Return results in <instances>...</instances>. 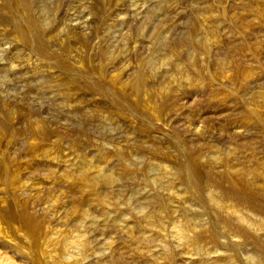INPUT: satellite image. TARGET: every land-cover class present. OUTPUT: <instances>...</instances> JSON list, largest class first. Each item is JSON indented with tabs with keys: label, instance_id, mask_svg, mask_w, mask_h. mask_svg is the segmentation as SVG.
<instances>
[{
	"label": "rangeland",
	"instance_id": "obj_1",
	"mask_svg": "<svg viewBox=\"0 0 264 264\" xmlns=\"http://www.w3.org/2000/svg\"><path fill=\"white\" fill-rule=\"evenodd\" d=\"M24 7L44 34L28 26ZM0 29V226L20 208L44 219V234L79 233L60 223L48 194L62 195L67 209L69 187L79 183L72 157L94 159L103 149L108 158L99 167L132 173L101 188L121 189L120 220L97 219L85 258L66 253L59 264H264V0H0ZM250 114L259 120L246 124ZM114 146L124 165L110 156ZM190 154L205 157L199 181L189 172ZM160 157L172 186L151 184L148 166ZM237 163L256 171L249 185L243 176H222L223 165ZM169 194L177 195L164 217L170 236L134 224L141 211H156L157 200L149 206L148 199ZM206 197L218 202L216 214ZM183 206L192 210L190 221L181 217ZM125 226L134 228L132 238ZM21 229L12 234L14 247H0L1 261L31 264ZM29 239L34 250L27 251L51 253L44 236Z\"/></svg>",
	"mask_w": 264,
	"mask_h": 264
},
{
	"label": "bare ground",
	"instance_id": "obj_2",
	"mask_svg": "<svg viewBox=\"0 0 264 264\" xmlns=\"http://www.w3.org/2000/svg\"><path fill=\"white\" fill-rule=\"evenodd\" d=\"M24 1V4L31 1V0H23ZM246 2V1H245ZM33 3V1H32ZM40 3V2H39ZM49 3V2H48ZM28 5V4H26ZM255 5V4H254ZM25 6V5H24ZM51 7V6H50ZM254 9V8H253ZM23 12L25 13L24 15H26L27 17V24L29 27H31L32 29H34V31L41 35V34H44L46 31L44 29V25H42L39 21L35 20L32 18L29 10L27 7H24L23 9ZM236 13V12H235ZM242 13V12H241ZM255 13V12H254ZM259 14V13H258ZM257 14V15H258ZM32 15H33V12H32ZM36 17V16H35ZM40 17V16H39ZM229 17V15H228ZM257 17V16H256ZM230 18V17H229ZM41 19V18H40ZM49 19V18H48ZM42 21V20H41ZM209 21V20H208ZM232 21V20H231ZM218 23V22H217ZM223 24V23H222ZM3 25V24H2ZM207 25V24H206ZM2 29V28H1ZM0 29V31H1ZM4 31V29L2 30ZM2 31H1V34H2ZM44 32V33H43ZM48 33V32H47ZM46 33V34H47ZM52 33V32H51ZM159 33H160V30H159ZM163 33V32H162ZM58 34V33H57ZM165 34V33H164ZM162 35V34H161ZM38 36V35H37ZM5 37V36H4ZM40 37V36H39ZM135 37V36H134ZM160 37V35H159ZM165 37V36H164ZM18 38V37H17ZM44 38V37H43ZM56 38V37H55ZM206 38V37H205ZM52 40H56V39H53V37L51 38ZM157 39V37H156ZM164 39V38H163ZM208 39V36L207 38ZM43 40V39H42ZM46 40V39H45ZM160 40V39H159ZM186 40V39H185ZM1 41V40H0ZM37 41V39H36ZM49 41V40H48ZM133 42V41H132ZM163 42V41H162ZM161 42V43H162ZM207 42V41H206ZM42 43V42H41ZM47 41L44 42V46H47ZM196 44V43H195ZM41 45V44H40ZM161 45V44H160ZM215 45V44H214ZM43 46V44H42ZM41 46V47H42ZM43 46V47H44ZM40 47V48H41ZM46 48V47H45ZM155 48V47H154ZM158 48V47H157ZM45 50V49H44ZM22 51V50H21ZM69 51V50H68ZM157 51V49L155 50ZM159 51V50H158ZM20 52V51H19ZM108 52V51H107ZM107 52H104V55L105 56H109ZM106 57V58H107ZM110 57V56H109ZM202 58V57H201ZM19 61V60H18ZM146 61V60H145ZM151 60H148L145 62V65L146 66H149L150 65V62ZM188 61V60H187ZM21 62V61H20ZM78 62V61H77ZM161 62V61H160ZM15 63V62H14ZM164 63V62H163ZM11 64V63H10ZM13 64V63H12ZM11 64V65H12ZM182 65V64H181ZM145 66V67H146ZM151 66V65H150ZM164 66V65H163ZM8 67V66H7ZM12 67V66H10ZM17 67V66H16ZM156 67V66H155ZM165 67V66H164ZM148 68V67H147ZM173 70V75L175 74L176 71L179 72V67L178 65H174V68H172ZM68 71V70H67ZM141 71V70H140ZM146 71V70H145ZM152 71V70H151ZM154 71V70H153ZM49 72V71H47ZM165 72V71H163ZM7 73V72H6ZM143 72H139L138 74V77H137V85L135 84L136 86V89L139 91V89L141 88V80L143 78V75H142ZM147 73V72H146ZM101 74V73H100ZM186 74V73H185ZM2 75V74H1ZM68 75V74H67ZM163 75V74H162ZM166 75V73H165ZM72 76V75H70ZM74 76V75H73ZM1 77V76H0ZM75 77V76H74ZM169 77H171V79L173 78L172 75H170ZM2 79V77H1ZM68 79V78H67ZM70 79V78H69ZM72 79V78H71ZM170 79V78H168ZM170 79V80H171ZM60 80V79H59ZM63 81V80H62ZM70 81V80H68ZM72 81V80H71ZM173 82H174V79H173ZM53 84V83H52ZM72 89V88H71ZM67 90V88L65 89V91ZM75 92V91H74ZM160 94V93H159ZM262 98V97H261ZM63 99V98H62ZM142 99V98H141ZM143 103V102H141ZM64 105V104H63ZM65 106V105H64ZM142 106V105H141ZM79 107V106H78ZM143 107H144V104H143ZM140 108V107H139ZM75 110V109H74ZM141 110V109H140ZM72 111V110H71ZM95 111V110H94ZM145 111V110H144ZM64 112V111H63ZM147 112V111H146ZM67 113V112H66ZM65 113V114H66ZM131 113V112H130ZM149 113V112H148ZM154 113V112H153ZM64 114V115H65ZM72 114V113H71ZM151 114V113H150ZM87 115V114H86ZM93 115V114H91ZM100 115V114H99ZM104 115V114H102ZM153 115V114H152ZM155 115V114H154ZM90 116H88V119H89ZM151 117V116H150ZM153 117V116H152ZM155 117V116H154ZM259 117L257 114H250V117L246 118L245 119V123L247 124L250 120H254V121H258L259 120ZM99 117H97L98 119ZM120 118V117H119ZM94 119H96L94 117ZM100 119V118H99ZM118 119V118H117ZM122 119V117H121ZM142 119V118H140ZM261 120V118H260ZM87 121H90L87 120ZM94 121V120H93ZM101 121V119H100ZM103 121V120H102ZM161 121V120H160ZM125 122V121H124ZM73 123V122H72ZM89 124H92L90 122H88ZM94 124H96L95 122H93ZM101 123V122H100ZM100 123H98L99 125H101ZM124 124V123H123ZM126 124V123H125ZM131 124H132V121H131ZM86 125V124H85ZM98 125V127L100 128V126ZM119 125V124H118ZM121 125V124H120ZM150 125V124H149ZM97 126V125H96ZM102 126V125H101ZM129 126V125H128ZM127 126V127H128ZM132 126V125H131ZM93 127V126H92ZM137 127V126H136ZM90 128V127H89ZM97 128V127H96ZM138 128V127H137ZM102 129V128H101ZM130 129V128H129ZM173 129V128H172ZM100 130V129H99ZM124 130V129H123ZM93 131V130H92ZM97 131V130H96ZM111 131V130H110ZM109 131V132H110ZM129 131V130H128ZM107 132V131H106ZM114 133V132H113ZM132 133V132H131ZM148 133V132H147ZM166 133V132H165ZM130 135V134H129ZM107 136V135H106ZM128 136V135H127ZM167 139V138H166ZM170 139V138H169ZM176 141V140H175ZM170 142V141H169ZM178 142V141H177ZM173 143V142H172ZM190 143V142H189ZM169 144V143H168ZM105 145V144H104ZM210 145V143H209ZM94 147V146H93ZM101 147V146H100ZM201 147V146H200ZM211 148V146L209 147ZM215 149V148H214ZM103 150V149H102ZM101 149H97V151H95V155L93 156V158H87V157H84V156H74L72 157V160H71V164L73 163V165L75 166V168L77 169V171H79L78 173V180H79V183H78V180H77V185L75 186H70L69 187V194H68V197L69 198H73L72 199V204H70L69 206H67L68 208L65 209L64 205L65 203H67L66 201H64V198H62L63 196L60 195V194H56V196H54V194H48V199L49 201L51 202V210L52 212L54 213H57L58 215V220L62 221L60 223H63L66 228L67 227H71V228H75L77 229V231L79 233L77 234H73V232H70L67 228V231L68 232H65V233H60V229H59V233H55L53 235H49V233H43L44 230L43 228L44 225H45V221L44 219L42 218H30V217H27V214L26 212H22V211H14L12 212L9 216H8V221L7 224L5 225L6 227H2L0 226V247H12L15 243V239L12 238V234L13 232H15L16 230V234L17 232H20L22 231L21 227L24 226L25 228V232H23V236H22V239L23 241L19 243H23L24 242V239H25V244H27V246L29 247V242L31 241L29 238L31 237H34L37 238L35 239L36 241H38V237L40 236H44V238L46 239L45 241H48L49 244L52 246H50L52 248L51 250V253L50 254H47V253H43V251H34V253H32L31 251L34 250L31 246L29 248H32V250H28L26 248L28 247H25L23 248L24 246H21L23 248L22 251L25 250V254H27L29 252V259L28 261L31 263V264H59V258L60 256H62L63 254H69L70 256L71 255H76V256H80L82 258V256L89 250H91V245H90V240H91V237L88 236L87 233H91L93 230L95 231V229L97 228L96 224L98 223L97 221L99 220V218L102 220V222H108V219L111 217V215L115 214V218L118 217L119 220H120V217H121V214H120V206L118 205L117 203V199L116 198V195H119L120 194V191L121 189L119 188V186L117 187H108L106 188L104 191H101L103 189V187L107 184V181H113V183L118 182L119 180H124V179H128L130 178L131 176V171L127 170V168H125V170L123 171V168H122V165L120 166V168L122 169L123 172H118V170L114 171L110 168V166H107L105 164V167L102 168V167H99L98 162H102V161H105L106 160V157L107 155L102 151ZM163 151V150H162ZM156 152V151H155ZM196 152V151H195ZM194 152V153H195ZM200 152V151H198ZM231 152V150L229 151ZM182 153V152H181ZM193 153V152H192ZM191 153V154H192ZM110 156L111 154L115 156L116 158V161L119 163V164H122L123 161H125V157L123 154H122V151L119 147L117 146H114L112 148V151L109 153ZM191 154L188 156L190 157ZM197 154V153H196ZM227 154V153H226ZM232 154V153H231ZM154 155V154H153ZM194 157H190L189 158V168H190V173H191V177L192 179H194L195 181H199L200 180V176H201V172L202 170H204V162H205V157H203V155H195L193 154ZM230 156V155H229ZM228 156V157H229ZM91 157V156H90ZM71 158V157H70ZM108 158V157H107ZM231 158V157H230ZM255 158V157H254ZM217 159V158H216ZM227 159V158H226ZM233 160V157L231 158ZM173 160V159H172ZM225 160V159H224ZM3 161V160H2ZM107 161V160H106ZM228 161V160H226ZM8 162V161H7ZM6 162V163H7ZM230 162V161H229ZM261 162V161H260ZM5 163V162H3ZM69 163V162H68ZM98 163V164H97ZM106 163V162H105ZM166 163V158L165 157H160V161H158V163H156V165L154 164H150L148 166V170L149 171H152L153 172V177L152 179H150L151 181V184H155L156 182H162V183H165L164 185L168 184V179L170 178V170H168L167 166L165 165ZM9 164V163H8ZM113 164V163H112ZM220 164V163H218ZM226 164V163H225ZM264 164V163H263ZM124 165V163H123ZM233 165V164H231ZM7 167V164L5 165ZM244 166V165H243ZM241 164H235L231 167H226L225 165L222 166L220 172L222 174V176L224 178H227L229 179L230 177L232 176H243L245 178V182L247 185L250 184V180L248 179V176H253L254 173L256 172H248V170H246L244 167H243ZM247 167V166H246ZM102 168V169H101ZM207 169V168H206ZM263 169V167H262ZM8 170V168H7ZM264 170V169H263ZM205 171V170H204ZM211 171V170H209ZM213 171V170H212ZM208 172V170H207ZM7 174V173H6ZM5 174V175H6ZM173 174V173H172ZM10 175V174H9ZM155 175V176H154ZM203 175V174H202ZM205 175V174H204ZM257 175V174H256ZM132 177V176H131ZM151 178V177H150ZM174 178V177H172ZM255 178V177H254ZM131 179V178H130ZM205 179V178H204ZM4 186L6 187H10L8 186L9 185V179L8 177H4ZM129 180V179H128ZM230 180V179H229ZM65 181H66V177H65ZM131 182V181H130ZM119 183V182H118ZM121 183V181H120ZM171 183V182H169ZM21 184V183H20ZM152 184V185H153ZM157 184V183H156ZM155 184V185H156ZM22 185V184H21ZM25 185V184H24ZM138 185V184H137ZM158 185V184H157ZM168 185H171V184H168ZM172 186V185H171ZM200 186V185H199ZM102 188V189H101ZM159 188V186H158ZM129 189V188H128ZM35 190V188H34ZM61 190V189H59ZM159 191V190H158ZM171 192V191H170ZM57 193V192H56ZM123 193V192H122ZM178 193V192H177ZM159 194V193H158ZM164 194V192H163ZM16 195V194H15ZM181 196V194H180ZM156 197V196H155ZM177 197V195H174V194H169L168 196H166L165 198L163 199H155L153 197V199H148L146 203H150V202H156L158 204L157 206V209L156 211L154 212V208L151 209L153 210L154 213L150 212H142L137 214L135 216V218L133 220H135V223L134 224H138L141 229L143 231L147 230L149 232H153L155 233V236L157 237H166V235L169 234L170 236V233L173 231L171 228L172 231H170L168 229V225H167V220L165 221L164 220V217L166 215V213L168 212V208H169V205H171L170 203L172 202V200L174 201L175 198ZM117 198L119 199V197L117 196ZM123 198V197H122ZM127 198V197H126ZM151 198V197H149ZM179 198V197H178ZM177 198V199H178ZM125 199V197H124ZM128 200L131 199V198H127ZM126 199V200H127ZM125 200V202H126ZM203 203H204V206L207 208V210L212 214L213 212H217L218 210V202L217 201H214L212 198H204V200H202ZM128 203H130V201H127ZM126 202V203H127ZM179 202V201H178ZM46 203V202H45ZM49 203V202H48ZM125 203V204H126ZM127 203V204H128ZM146 203H143L146 205ZM69 204V202H68ZM88 205L92 210L88 211V209L85 208L84 205ZM122 203H120L121 205ZM126 204V205H127ZM131 204V203H130ZM154 203H152L153 205ZM155 204V205H157ZM123 205V204H122ZM129 205V204H128ZM127 205V206H128ZM132 205V204H131ZM130 205V206H131ZM151 205V206H152ZM5 206V204H4ZM125 206V207H127ZM150 206V204H149ZM49 207V206H48ZM139 207H142L139 205ZM6 208V207H5ZM50 208V207H49ZM156 208V207H155ZM130 209V208H128ZM144 210V206L142 208ZM181 210V217L183 216L184 217V220H189V217L192 210L188 207V206H183V208L180 207ZM179 209V210H180ZM205 209V208H204ZM24 210V209H23ZM48 210V209H47ZM146 210L148 211L147 207H146ZM4 211V210H3ZM7 211V210H5ZM4 211V212H5ZM29 211V210H28ZM127 211V210H126ZM135 211V210H134ZM173 211V210H171ZM176 211V210H175ZM174 211V212H175ZM178 211V210H177ZM176 211V212H177ZM204 211V210H203ZM206 211V210H205ZM1 212V211H0ZM3 212V213H4ZM124 212V211H123ZM130 212V211H129ZM173 212V213H174ZM195 212V211H194ZM7 213V212H5ZM138 213V212H137ZM171 213V212H170ZM213 213V214H214ZM9 214V213H7ZM6 214V215H7ZM96 214V215H94ZM123 214V213H122ZM169 214V213H168ZM216 214V213H215ZM2 215V214H1ZM53 215V214H52ZM55 215V214H54ZM120 215V216H119ZM28 216H30V214L28 213ZM124 215H122L123 217ZM128 216V215H127ZM32 217V216H31ZM34 217V216H33ZM54 217V216H53ZM56 217V216H55ZM129 217V216H128ZM133 216H131L132 218ZM6 218V216L4 217ZM117 218V219H118ZM124 218V217H123ZM130 218V219H131ZM1 219V217H0ZM7 219V218H6ZM98 219V220H97ZM112 219V218H111ZM126 219V218H125ZM128 219V220H130ZM166 219V217H165ZM216 219L218 221V219L220 220V218L217 217L216 215ZM47 220V219H46ZM115 220V219H114ZM118 221H114V222H119ZM132 220V219H131ZM130 220V221H131ZM2 221V220H1ZM0 221V222H1ZM4 222H6L5 219H3ZM195 221V220H194ZM122 222V221H120ZM219 222V221H218ZM3 223V222H2ZM111 224V222H109ZM113 223V222H112ZM132 221H131V225L132 226ZM16 224V225H14ZM23 224V225H22ZM100 224V223H99ZM122 224V223H121ZM61 225V224H60ZM113 225V224H112ZM123 225V224H122ZM126 225V224H124ZM129 225V224H128ZM46 226V225H45ZM115 225L113 226H110V227H114ZM130 226H125V228L123 230H125L124 232H126V234H128L127 236L129 238H132L133 234V230ZM136 226V225H135ZM134 226V227H135ZM100 227V225H99ZM122 227V226H121ZM217 227V226H216ZM65 228V229H66ZM104 228V227H103ZM115 228V227H114ZM119 228V227H118ZM136 228V227H135ZM139 228V227H138ZM46 229V228H45ZM109 229V228H108ZM113 229V228H112ZM121 229V228H120ZM134 229V228H133ZM57 230V229H56ZM62 230V229H61ZM97 230V229H96ZM122 230V229H121ZM175 230V229H174ZM217 230V229H215ZM46 231V230H45ZM138 231V230H137ZM55 232V231H54ZM53 232V233H54ZM76 232V231H75ZM99 232V231H98ZM174 232V231H173ZM140 233V232H139ZM142 233V232H141ZM15 234V235H16ZM135 235V234H134ZM140 234H138L139 236ZM144 235V234H143ZM146 235V234H145ZM173 235V234H171ZM18 236L20 237V235L18 234ZM18 236H16L17 238H19ZM99 236V235H98ZM180 236V235H179ZM15 237V236H14ZM102 237V236H101ZM142 237V236H141ZM147 237V236H146ZM173 237V236H172ZM99 238V237H98ZM135 238L138 239L137 235H135ZM140 238V236H139ZM143 238V237H142ZM148 238V237H147ZM176 238V237H175ZM90 239V240H89ZM100 239V238H99ZM19 240V239H17ZM123 240V239H122ZM134 240V239H133ZM136 240V239H135ZM33 241V240H32ZM44 241V242H45ZM95 241V240H94ZM111 241V240H110ZM142 241V240H141ZM18 242V241H17ZM35 243V242H33ZM105 243V242H104ZM124 243V242H123ZM31 244V243H30ZM102 244V243H101ZM109 244V243H108ZM111 244V243H110ZM48 246V244H46ZM18 246V245H17ZM35 246V245H34ZM105 246V245H103ZM110 247V245H108ZM107 246V247H108ZM131 246V245H130ZM14 247V246H13ZM16 247V246H15ZM21 247H16V248H21ZM106 247V246H105ZM195 247V246H194ZM15 248V249H16ZM48 248V247H47ZM93 248V247H92ZM198 248V246L196 247V249ZM199 248H201L199 246ZM4 249V248H3ZM16 249V251L18 250ZM36 249V248H35ZM5 250H8V249H5ZM14 250V248H13ZM21 250V249H19ZM38 250V249H36ZM45 250V249H44ZM47 250V249H46ZM97 250V249H96ZM10 251V249L8 250ZM27 251V252H26ZM50 251V250H49ZM88 251V252H89ZM20 252V251H19ZM31 252V253H30ZM23 252H20V255H22ZM1 254V253H0ZM24 254V255H25ZM47 254V255H45ZM66 254V255H67ZM19 255V256H20ZM28 255V254H27ZM45 255V257H44ZM23 256V255H22ZM26 256V255H25ZM27 257V258H28ZM64 257V255H63ZM74 257V256H73ZM71 257V258H73ZM149 257V256H148ZM25 258V257H24ZM69 258V257H68ZM83 258H85V256H83ZM82 258V259H83ZM3 259V258H2ZM64 259V258H63ZM67 259V258H66ZM23 260V257L22 259ZM81 260V259H79ZM85 260V259H84ZM64 261V260H63ZM69 264H75L74 262H72L71 260H69ZM74 261V260H73ZM10 262V260H9ZM65 262H67L65 260ZM79 262V261H78ZM14 264V262H10V263H6L5 261H1L0 259V264ZM25 264V263H23ZM29 264V263H28ZM83 264V263H82ZM213 264H227L225 262H219V261H215L213 262ZM229 264V263H228Z\"/></svg>",
	"mask_w": 264,
	"mask_h": 264
}]
</instances>
